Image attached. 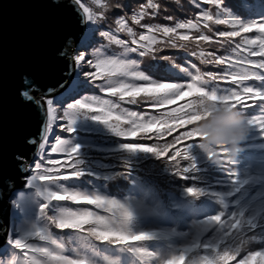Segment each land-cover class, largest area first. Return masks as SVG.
Returning <instances> with one entry per match:
<instances>
[{"label":"snow or ice","instance_id":"snow-or-ice-1","mask_svg":"<svg viewBox=\"0 0 264 264\" xmlns=\"http://www.w3.org/2000/svg\"><path fill=\"white\" fill-rule=\"evenodd\" d=\"M189 3L42 0L49 52L16 92L35 130L0 133V264H264V0ZM203 100L247 117L235 158L205 148Z\"/></svg>","mask_w":264,"mask_h":264},{"label":"water","instance_id":"water-1","mask_svg":"<svg viewBox=\"0 0 264 264\" xmlns=\"http://www.w3.org/2000/svg\"><path fill=\"white\" fill-rule=\"evenodd\" d=\"M41 3L42 0H0V133L9 139L18 127L35 130L16 92L27 76L23 69L40 68L49 52V24ZM36 78V87L52 82L47 72L38 71Z\"/></svg>","mask_w":264,"mask_h":264},{"label":"clouds","instance_id":"clouds-1","mask_svg":"<svg viewBox=\"0 0 264 264\" xmlns=\"http://www.w3.org/2000/svg\"><path fill=\"white\" fill-rule=\"evenodd\" d=\"M205 115L198 125L199 132L205 136L204 146L214 150L217 145H227L233 158L250 134L247 117L243 112L225 105H213L207 100L197 102Z\"/></svg>","mask_w":264,"mask_h":264},{"label":"trees","instance_id":"trees-1","mask_svg":"<svg viewBox=\"0 0 264 264\" xmlns=\"http://www.w3.org/2000/svg\"><path fill=\"white\" fill-rule=\"evenodd\" d=\"M113 3L116 2V0H112ZM128 3L132 4L133 6L136 5L137 0H127ZM162 7H166L167 13L173 15L176 19H184L186 16H191L194 13V9H192L189 0H161ZM160 23H169L168 21H165L161 19L158 21ZM168 54H172L171 52ZM179 54V53H177ZM250 105H253L252 101H248ZM256 104H259V101L255 102ZM247 113L249 115H255L258 114V109L253 105L249 109H247ZM171 139V138H169Z\"/></svg>","mask_w":264,"mask_h":264}]
</instances>
